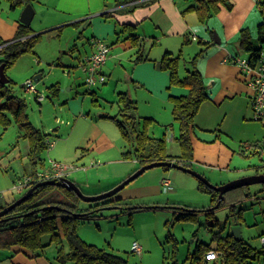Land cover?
<instances>
[{"label": "crops", "instance_id": "1", "mask_svg": "<svg viewBox=\"0 0 264 264\" xmlns=\"http://www.w3.org/2000/svg\"><path fill=\"white\" fill-rule=\"evenodd\" d=\"M226 1L231 4V8L219 3L218 11L205 23H201L195 11L187 10L195 3L194 0H37L43 14L48 13L46 17L49 22L33 32L61 37L66 28H72V31L67 32L68 40L64 42V49L60 52L69 47L68 56L72 59V52L77 49L74 40L80 39L82 52L78 53L75 66L66 65L74 68H78L82 57L92 51L90 38L105 40L110 45L109 56L101 68L102 73L106 75V81L95 85L92 89L88 86L93 96L92 102L99 106L101 100L106 99L111 107L116 105L114 113L116 115L119 111L118 93H127L137 105L138 95H135L136 100L133 93L143 90L144 102L148 104L154 100L157 103L154 110L144 113V117L152 118V124L158 127H153L152 131L156 133L162 127L165 129L168 125L172 126L171 133L168 135L166 132L163 133L166 142L168 139L176 141L175 137L178 135L173 127L170 97L185 95L187 88L178 85L170 86L169 71L160 68V61L166 53L171 56L179 55L178 74L183 77L187 69L191 68L188 61L200 50L205 49L204 55L197 59L196 67L203 76L208 98L200 105L194 118L190 160L192 168L198 172H200L199 169L218 167L221 172L215 184H223L231 180L233 174L239 171L257 169L258 173L264 172L262 158L264 124L262 128L259 123L251 120L254 91L248 84V75L232 62L234 58L249 56L239 46V30L248 28L254 40L256 35L254 36L247 24L251 21L255 26L260 22L254 23L252 14L254 0ZM125 24L133 25V30L131 32L124 30L122 25ZM213 32H216L215 38ZM130 33L138 35L139 39L136 43L129 38ZM139 55L141 59H137ZM73 70V68L72 70L67 68L64 73L69 75ZM41 76L42 74L38 73L34 77H38L39 80ZM56 86L59 87L57 84ZM70 89L71 86L68 90ZM76 101H80L79 98H76ZM233 103L237 105L239 103V105L230 108V104ZM77 106L79 104H69L72 115L76 116L70 129H74L77 119L83 118L81 120L86 130L80 134L74 144L80 152L77 160H87V164L82 163L83 167L78 169L82 175L78 176L76 173L75 179L72 180L79 188H84L87 182L84 185L81 182L85 176L97 181L104 178L113 179L108 183L105 182L106 184L93 183L94 185H90L88 191H85L87 192L85 194H98L116 186L137 170L139 164L135 159H126L122 156L124 152L132 148L131 143L123 140L125 143L122 144L120 138L109 136L101 126L99 120L114 115L103 111H100L97 116L91 115L90 112L84 114L82 106L79 108ZM233 110L235 111L231 112ZM231 116L237 119L236 128L228 123ZM7 129L0 125V137ZM45 131L43 133L47 134V139L51 142L49 133ZM16 135L17 140L9 148L10 151L7 150L5 154L0 151V166L3 169L1 170L9 176L8 180L11 182L20 175L24 176L47 168L45 154L48 152L54 153V157L57 158L63 156L61 153H55V150L51 148L53 144L51 142V145L48 144V147L38 155L36 164L31 165L28 157V141L23 138L18 127ZM261 135H263L262 138H260ZM19 139L27 141H25L26 147L22 150L19 148ZM64 145L60 146L61 150ZM167 153L179 156L181 154L179 144H175L172 150H167ZM237 155L246 158L257 155L260 163L244 164L240 160L233 163ZM179 171L182 170L170 168L158 173L160 176L158 189L164 178L176 180ZM145 189L148 187L146 186ZM15 192L22 191L3 189V195L0 196V209L18 198L14 196ZM23 249L12 246L8 251L16 253ZM26 253L31 256V252ZM39 264H49V262L39 261Z\"/></svg>", "mask_w": 264, "mask_h": 264}, {"label": "rangeland", "instance_id": "2", "mask_svg": "<svg viewBox=\"0 0 264 264\" xmlns=\"http://www.w3.org/2000/svg\"><path fill=\"white\" fill-rule=\"evenodd\" d=\"M36 1L31 0L35 7V14L28 26L32 31L45 26L46 22H49L48 17H46L48 13L43 14L41 6ZM20 10V8L10 9L9 3L1 0L0 42L2 40H11L15 36L19 25ZM252 14L254 23L262 21V15L256 8L255 3ZM247 25H249L255 36L257 24L254 26L250 21ZM70 30L72 31L73 29L66 28L61 37H54L53 35H48V33L40 34L33 47V53L20 55L4 72L6 77L11 79L10 82L6 83L11 93L25 99V111L28 120L35 127L43 131L46 130L45 132L49 133V139L53 143L51 148L55 150L56 154L61 153L63 155L61 158H57L54 157V153H46V165L51 159L61 164H75L81 168L84 164H87V160H77V155L80 152L75 148L74 142L80 137L82 132L84 133L86 128L81 120L83 118H81L76 120V124L79 121L78 125L76 126L75 124L74 129H70L75 122L76 116L72 115L69 104H79L80 107L82 106V113L90 112L91 115L96 116L100 111L114 115L116 105L111 107L106 99H104L105 101L101 100V105H95L92 102L93 96L89 92L88 85L85 84L84 74L80 67H76V69L66 66L70 64L75 66L78 53L82 52L80 39L78 40L76 37L75 39L77 40H74V42L75 45L77 44V49L75 48L76 50L72 52V59L68 56L70 53L68 51L69 47L60 52L61 49H64V42L68 40L67 32ZM215 35L216 32H213L214 38ZM67 68L69 70L73 68L74 70L67 75L64 73ZM38 73H41L42 76L38 81H34L33 78ZM26 80H32L35 89L43 94L42 100L35 99L33 93L25 91L23 84ZM53 84L59 86L55 93L51 88ZM70 86L71 89L68 90ZM135 95H138V100ZM133 97L137 100L135 116L141 120L138 127L142 129L144 126V113L151 109L154 110L157 103L154 100H151V103L148 104L144 102L143 90L136 94L134 92ZM76 98H79L80 101H76ZM238 105L237 103L230 104V108ZM79 106L77 107L79 108ZM250 118L263 128L264 119H255L252 109ZM99 122H101V126L109 136L120 138V142L122 144L125 143L113 119L110 117L104 118L99 120ZM228 123L233 128H236V117H229ZM228 123L226 125L230 127ZM153 127L158 128L156 124L151 123L148 125L147 133L156 137H163L164 132H166V135L172 132L171 125L165 127L166 131L162 127L156 133L152 131ZM173 127L175 133L178 134L179 126L175 121ZM16 134L17 125L12 122L2 137H0V151L2 154H5L15 144L17 140ZM262 137L263 135L260 138ZM19 140V148L22 150L26 147V140ZM175 144H177L176 141L168 139L166 142L167 150H172ZM56 145L58 147H55ZM62 145H64V148L61 150L60 146ZM262 155L264 159V150ZM236 160H240L244 164L250 163L251 165L260 163L257 155H252L248 158L237 155L233 163ZM27 168L29 169V166ZM1 169L0 166V196L3 195V189H11L14 182L25 176L20 175L18 176L19 178L16 177L11 182L8 180L9 176ZM163 170H166L163 166L151 167L113 195V198H120L122 201L129 202L132 206L140 205L142 207L128 210L108 206L101 209L95 215L77 221L75 227L77 235L86 243L96 245L108 252L121 256L128 264H190V256L196 245L204 244L214 247L215 242L212 241L213 233L220 232L221 235H226L233 224L239 223L241 239L260 253L264 250V246L260 242V235L264 232V187L262 183L250 184L242 191L235 189L227 192L221 205L214 208L211 215L204 211H191L190 213L193 215L183 217L184 214L188 213L183 209L200 210L212 207L211 197L208 193L197 188L198 179L196 177L183 171H179V176L176 180L173 181L171 179V185L168 188L164 189L161 183V187L159 186L160 188L158 189V180L160 178L158 173L163 172ZM199 171L211 184L220 185L215 184L221 172L218 167L206 170L199 169ZM76 173L78 176L82 175L76 169L70 171L68 178L71 180L75 179L74 175ZM254 174L256 173L253 169L239 171L234 173L230 178L231 180L227 182ZM108 181H113V179L104 178L101 181H97L85 176L81 183L83 185L85 182L87 183L83 186L84 188L80 189L87 193L85 191H88L90 185H94L93 183L97 184L100 182L99 184H102L108 183ZM146 186L148 189H145ZM156 189L157 191H155ZM26 190L24 189L20 193L15 192L14 196L19 197ZM76 203L78 207H86L91 204L81 199L76 200ZM149 206L154 207L150 208ZM231 206H235L236 212L242 209L240 219L237 214L233 215L230 213ZM134 241L141 245V254L132 251L131 246ZM43 242L46 245L34 252L26 249L16 253L7 249L0 250V264H39V261L58 264L54 260L56 255L55 244H48L49 236H44ZM62 244L63 248H66L65 241ZM26 252H31V256ZM65 264L73 263L66 262Z\"/></svg>", "mask_w": 264, "mask_h": 264}, {"label": "trees", "instance_id": "3", "mask_svg": "<svg viewBox=\"0 0 264 264\" xmlns=\"http://www.w3.org/2000/svg\"><path fill=\"white\" fill-rule=\"evenodd\" d=\"M5 1L9 3L10 9L22 8L27 3H31V0ZM194 2L187 10L195 11L201 23H205L218 11L219 3L231 8V4L226 0H194ZM262 3H264V0H255L256 8L262 15V21L256 27L255 39H252L248 28L244 27L238 32L239 46L249 54L248 58L251 63L258 60L259 52L264 46V11L260 8ZM122 28L131 32L134 26L125 24L122 25ZM39 36L40 34H34L28 25L19 23L13 38L0 42V64H4V70L12 65L20 55L33 53V47ZM129 38L133 43H136L139 39L138 35L133 33L129 34ZM204 52L205 49L200 50L188 61L191 68L187 69L183 77L178 74L179 55L171 56L166 53L160 61V68L169 71L170 86L178 85L187 88L185 95L170 97L173 119L179 126L175 140L181 148V154L179 156L169 155L166 139L164 137H153L147 133L148 125L153 123L152 118L144 117L143 128L138 127L141 120L135 116L136 101L132 100L127 93L120 92L117 99L119 111L116 115L109 117L116 122L122 138L127 143H131L132 148L122 154L123 158L135 159L139 167L151 162L171 160L184 167L192 168L190 159L192 158L191 134L195 127L194 118L200 105L208 98L203 76L196 67L197 59L202 57ZM137 59H141L140 55ZM10 81L11 79L8 80V82ZM51 88L54 93L57 91L56 84H53ZM25 110V99L12 94L6 83H0V125L4 129L8 128L12 122L17 125L23 138L28 141L29 161L31 165H35L38 155L48 147L49 140L47 134H44L42 130L35 127L28 120ZM164 169L170 168L164 167ZM258 172L256 169L255 173ZM246 187L242 186L236 189L242 191ZM197 188L210 195L212 207L200 210L183 209L188 212L183 217L193 215L190 213L191 211H204L209 215L212 214L218 191L200 180H198ZM76 200H80V198L70 188L55 185H44L35 188L27 199L1 217L3 219L0 218V250H8L12 246H19L34 252L46 245L43 242V237L49 236L48 244L53 243L56 246L54 260L58 264H65L66 262H72L73 264H128L121 256L86 243L77 235L75 227L78 220L95 215V213L108 206L128 210L142 206H132L129 202L122 201L120 198H113V196L90 202L91 204L86 207H78ZM223 200L224 198L218 206L221 205ZM234 208L235 206H231L230 213L237 214L240 219L242 209L236 212ZM63 241L66 243V248H63ZM212 241L215 242L214 247L204 244L196 245L190 256V264H206L205 254L211 248L218 251L219 260L222 264H251L258 258L262 257L264 259V250L260 253L241 238L236 240L230 231L226 235H221L220 232L213 233Z\"/></svg>", "mask_w": 264, "mask_h": 264}, {"label": "built area", "instance_id": "4", "mask_svg": "<svg viewBox=\"0 0 264 264\" xmlns=\"http://www.w3.org/2000/svg\"><path fill=\"white\" fill-rule=\"evenodd\" d=\"M260 8L264 11V3L260 4ZM90 44L93 49L82 57L79 67L84 74L85 84L89 87H94L95 85L102 84L106 81V76L102 73L101 68L109 56L110 45L101 38H90ZM232 62L236 64L243 73L248 75V84L254 91V96L252 98V111L255 119H264V46L259 52V58L257 61L251 63L248 57H237L232 59ZM23 87L26 92L33 93L37 100L43 99V94L35 89L32 80H26ZM48 144L51 145V142ZM76 169H79V166L75 164H61L58 161L50 159L47 168L36 170L32 174H27L18 179L17 182L13 183L11 189L22 191L41 180L67 177L70 171ZM161 183L163 188L166 189L171 185V180L169 178H164ZM260 242L264 246V233L260 235ZM131 247L133 252L141 254L142 247L136 241L132 243ZM205 259L207 261L206 264H222L219 260V253L215 248H211L206 252ZM251 264H264V259L262 257L258 258Z\"/></svg>", "mask_w": 264, "mask_h": 264}, {"label": "water", "instance_id": "5", "mask_svg": "<svg viewBox=\"0 0 264 264\" xmlns=\"http://www.w3.org/2000/svg\"><path fill=\"white\" fill-rule=\"evenodd\" d=\"M35 14V10L31 3H27L23 8L19 16V22L24 25H29L32 21V18ZM218 42V40H217ZM34 81H38V77L33 78ZM8 77H6V74L4 72V64H0V83L4 84L8 82ZM154 166H164L168 168H174L178 170H182L184 172H187L194 177H196L198 180L204 182L209 187L213 188L214 190L218 191V197L216 203L213 205V208H217L221 200L224 198V195L226 192L231 191L233 189H236L238 187L242 186H248L253 183H262L264 184V173H256L254 175L236 179L233 181L226 182L224 184L220 185H214L209 182L208 179H206L201 173L198 171L184 167L181 164L167 160V161H157V162H151L145 165L140 166L137 170H135L132 174H130L128 177H126L124 180H122L120 183H118L116 186L112 187L109 190H106L104 192L98 193V194H85L82 192V190L79 188V186L68 177H61L59 179H46L41 180L30 186L21 196L13 200L11 203L7 204L3 208L0 209V218L3 217L6 213H8L13 207L24 201L29 197V195L32 193V191L35 188H38L39 186L44 185H55L60 187H66L72 189L75 194L85 202H95L99 201L108 197L113 196L116 192H118L120 189H122L126 184H128L130 181L135 179L137 176L142 174L145 170L154 167ZM3 219V218H1ZM230 233L233 235V237L238 240L241 238V227L239 224H233L230 227Z\"/></svg>", "mask_w": 264, "mask_h": 264}]
</instances>
